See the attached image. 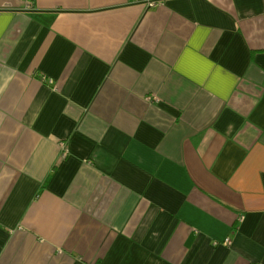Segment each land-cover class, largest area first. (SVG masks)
I'll return each mask as SVG.
<instances>
[{
  "label": "crops",
  "instance_id": "crops-1",
  "mask_svg": "<svg viewBox=\"0 0 264 264\" xmlns=\"http://www.w3.org/2000/svg\"><path fill=\"white\" fill-rule=\"evenodd\" d=\"M0 264H264V0H0Z\"/></svg>",
  "mask_w": 264,
  "mask_h": 264
},
{
  "label": "built area",
  "instance_id": "built-area-1",
  "mask_svg": "<svg viewBox=\"0 0 264 264\" xmlns=\"http://www.w3.org/2000/svg\"><path fill=\"white\" fill-rule=\"evenodd\" d=\"M149 5H153V2H152V1H150V2H149ZM228 240H229V239L225 240V244H227V243H228Z\"/></svg>",
  "mask_w": 264,
  "mask_h": 264
}]
</instances>
